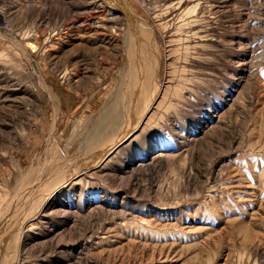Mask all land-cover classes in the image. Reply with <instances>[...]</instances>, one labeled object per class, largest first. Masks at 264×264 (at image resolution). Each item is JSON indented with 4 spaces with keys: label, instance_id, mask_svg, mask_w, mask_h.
<instances>
[{
    "label": "rangeland",
    "instance_id": "1",
    "mask_svg": "<svg viewBox=\"0 0 264 264\" xmlns=\"http://www.w3.org/2000/svg\"><path fill=\"white\" fill-rule=\"evenodd\" d=\"M114 1L151 27L165 83L44 213L24 201L133 71L132 21L108 31L110 0H0V264H264V0Z\"/></svg>",
    "mask_w": 264,
    "mask_h": 264
},
{
    "label": "bare ground",
    "instance_id": "2",
    "mask_svg": "<svg viewBox=\"0 0 264 264\" xmlns=\"http://www.w3.org/2000/svg\"><path fill=\"white\" fill-rule=\"evenodd\" d=\"M103 1H105V0H103ZM110 1L113 4L114 8H116L117 10L120 9L118 11H121V14H116L113 17H108V19H107L108 21L109 20L114 21L113 25L111 27L106 28V25H103L102 21H100L101 24H98L99 22L96 23L95 24L96 28H94V29L99 30V27H101V28L103 27V28H106L108 31H109V29H111V31H112L113 29H116L117 22H119L121 19H123L124 16L127 19L128 18L131 19L132 22L130 24L129 32L131 30L130 35L132 34L131 37H133V39L130 38V43H131L130 48L132 51L128 50L129 51L128 57H129V61H133L135 63L134 64L135 66L133 65L134 69H132L133 71H131L129 73V75H127V77L125 75L124 79L122 78L123 81L121 82L122 83L121 87H118L115 94L113 96L109 97V103L107 104L106 103L107 101H106L105 102L106 105L103 106L102 111H100V113L96 115V118H94V120L91 118L90 122L92 124V128H90V129L85 128L86 135H84L82 133L75 134V136L73 137V139H75V141H73V144L72 143L67 144L66 140H70L68 138L72 137V135H73L72 134L70 137H68V138L65 137L66 139H62L60 146L57 145V150H56L54 157H57L58 153H60V154L58 155V159L56 158L57 161H55L54 159L50 160L51 161L50 164L52 165V168H60L63 171V174L65 176L60 172H54V173H60V175H62L63 177L60 175L55 176L54 173H52V176L49 178V179H52L51 181L49 180L48 182H44V181L41 182L42 184L45 183L44 186L39 184V185H41V187H39L38 191L39 190H43V191H40L39 193L37 192V193L29 194L28 198H31V199L29 200L28 198H26L27 200L24 201V202H28V201L30 202L31 200H36V199L39 200V197L43 196L40 199L41 204L39 206L40 208L38 211H40L42 206L44 205V206H46L44 208V213H45L47 205H48V204L47 205H45V204L49 201L48 198L46 197L47 195H50V197H51V194L56 189L59 188L60 184L62 185L66 181H71L73 178H75L76 176H79L81 174H83V176L86 175L88 173L87 171L89 170L90 165L92 168H95V166H97L98 163H100V161H101V160H99L100 158L102 159L103 157H105V155L108 153V151H110L112 148H115L117 146V144L119 145L120 142H122L123 139L127 136V134H129V131L136 130L137 127L140 124H142V121H144V119L146 118L148 113L152 110L151 108L154 107V103L157 100L160 88L163 85V83H165L164 81L161 82V80L159 79V67H160L159 54L155 51V48H152V49L148 48L149 53H151L150 55H148L146 53L147 52V50L145 48L146 46H145V44L141 38L142 34H145V35H149L152 40L154 39L153 38L154 34H153L151 27L144 20H142L143 21L142 22L141 19H138V15H135L134 14L135 12L133 13L131 11V9L128 7L127 3L124 4L125 5L124 7H123V5H121L120 6L121 8H119V4L116 1H114V0H110ZM94 8L97 10L98 13L100 12V10L103 9L101 4L95 5ZM101 12H100V15L95 17V19L96 18L97 19H102V18L105 19L104 18L105 15ZM136 18H137V20H136ZM137 21H140L141 23H139ZM77 22H78V20H76V23ZM147 26H149V27H147ZM90 28H92V27H90ZM98 30H96V31L98 32ZM42 33L44 36L46 35V33L44 31H42ZM77 36H78V34H77ZM44 40H46V42H49L50 37L46 36L44 38ZM27 42H28V45H30L31 47H33V46L36 47V45L34 44L35 43L34 41L33 42L27 41ZM136 49L140 50L139 56H138L137 52L135 51ZM131 52H132V54H131ZM124 72H126V71H124ZM151 85H152V87H151ZM51 99H52V95H51ZM142 101H143V103H142ZM56 106L58 109V105H56ZM140 107L141 108L143 107V108L141 109ZM57 109H55V110H57ZM86 129H88V130H86ZM77 130H75V132H77ZM78 131H80V130H78ZM67 136H68V134H67ZM80 136L83 139H79L78 137H80ZM68 147H69V149H67ZM106 151H107V153H106ZM81 154H86V155L88 154V155L84 157ZM87 157L91 158V160H89L88 162L86 161ZM45 169H47V168L45 167ZM51 170H53V169H51ZM32 172H35V170H33ZM49 173L50 172H47L46 175H48ZM61 178H66V179L61 180ZM41 179H40V181L43 180V179L42 180ZM59 180L62 183H59ZM38 183H39V181H38ZM42 186H43V188H42ZM32 187H36V186L33 185ZM45 187H47V188H45ZM36 189L37 188H35L34 190H36ZM38 194H39V196H37ZM41 194H42V196H40ZM23 200H25V199H23ZM38 200H36V201H38ZM19 203H20V201H19ZM19 203H17V204H19ZM14 207H15V205H14ZM37 209H38V207H37ZM28 218H29V216H28ZM12 219H13V217H12Z\"/></svg>",
    "mask_w": 264,
    "mask_h": 264
},
{
    "label": "built area",
    "instance_id": "3",
    "mask_svg": "<svg viewBox=\"0 0 264 264\" xmlns=\"http://www.w3.org/2000/svg\"><path fill=\"white\" fill-rule=\"evenodd\" d=\"M143 1V0H142Z\"/></svg>",
    "mask_w": 264,
    "mask_h": 264
}]
</instances>
